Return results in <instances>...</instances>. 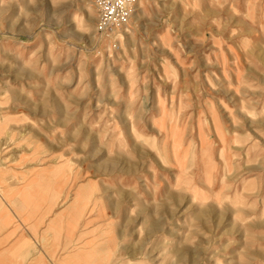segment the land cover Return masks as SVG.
<instances>
[{"label": "rangeland", "instance_id": "1", "mask_svg": "<svg viewBox=\"0 0 264 264\" xmlns=\"http://www.w3.org/2000/svg\"><path fill=\"white\" fill-rule=\"evenodd\" d=\"M0 166L76 263L264 264V0H139L120 34L0 0Z\"/></svg>", "mask_w": 264, "mask_h": 264}, {"label": "crops", "instance_id": "2", "mask_svg": "<svg viewBox=\"0 0 264 264\" xmlns=\"http://www.w3.org/2000/svg\"><path fill=\"white\" fill-rule=\"evenodd\" d=\"M5 170L0 166V264H82L67 260L70 232L48 195L35 200L29 192L25 198L22 184L6 182Z\"/></svg>", "mask_w": 264, "mask_h": 264}, {"label": "built area", "instance_id": "3", "mask_svg": "<svg viewBox=\"0 0 264 264\" xmlns=\"http://www.w3.org/2000/svg\"><path fill=\"white\" fill-rule=\"evenodd\" d=\"M139 0H95L99 27L107 34H120L137 10Z\"/></svg>", "mask_w": 264, "mask_h": 264}, {"label": "bare ground", "instance_id": "4", "mask_svg": "<svg viewBox=\"0 0 264 264\" xmlns=\"http://www.w3.org/2000/svg\"><path fill=\"white\" fill-rule=\"evenodd\" d=\"M88 207H89V199H87L84 203H83V211L82 212H80L81 211V209L79 210V211H77L76 212V215H78V216H80V218L81 217H83L84 218V216H85V214H86V212H87V210H88ZM72 208V207H71ZM153 230H159V228H160V225L159 224H154L153 226ZM80 250L82 251V250H84V248H80ZM88 252H89V250H87ZM87 251H84V254H82V256L88 261H90L91 260V256H87L88 254V252ZM67 260L69 261V262H71V263H76V261H75V259H73V257H72V254H69L68 255V258H67ZM88 261V263L90 264V262Z\"/></svg>", "mask_w": 264, "mask_h": 264}]
</instances>
